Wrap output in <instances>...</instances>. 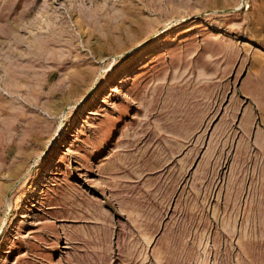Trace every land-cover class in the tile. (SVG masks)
Wrapping results in <instances>:
<instances>
[{
	"label": "rangeland",
	"instance_id": "rangeland-1",
	"mask_svg": "<svg viewBox=\"0 0 264 264\" xmlns=\"http://www.w3.org/2000/svg\"><path fill=\"white\" fill-rule=\"evenodd\" d=\"M0 264H264V0H0Z\"/></svg>",
	"mask_w": 264,
	"mask_h": 264
}]
</instances>
